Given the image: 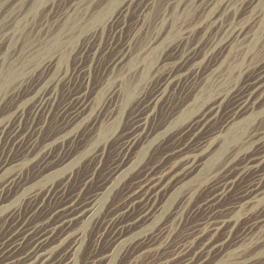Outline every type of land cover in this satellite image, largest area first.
Listing matches in <instances>:
<instances>
[{"label":"bare ground","instance_id":"obj_1","mask_svg":"<svg viewBox=\"0 0 264 264\" xmlns=\"http://www.w3.org/2000/svg\"><path fill=\"white\" fill-rule=\"evenodd\" d=\"M131 2L122 0L114 17L92 29L66 39L52 30L41 47L31 43L38 51L58 47L31 69L44 73V84L0 116V264H245L264 255L263 245L246 254L264 242V0H169L168 17L135 55L131 38L108 44L117 46L108 82L92 97L94 38L107 25L116 35ZM6 32L0 39L12 38ZM71 55H89L90 63L69 69ZM22 57L6 66L0 58V101L28 83ZM77 79L84 89L54 108L58 84ZM49 114L61 116V129L38 146ZM36 117L43 120L33 124ZM92 128L78 155L63 148L48 166L53 145L62 148ZM110 145L114 156L99 166ZM82 160L92 168L68 192ZM32 162L38 174L23 181ZM99 171L100 186L82 193Z\"/></svg>","mask_w":264,"mask_h":264},{"label":"rangeland","instance_id":"obj_2","mask_svg":"<svg viewBox=\"0 0 264 264\" xmlns=\"http://www.w3.org/2000/svg\"><path fill=\"white\" fill-rule=\"evenodd\" d=\"M121 1L122 0H79V1L78 0H40V1L39 0H0V32H1V30L7 31L6 33L8 34L9 37L12 35L11 39H8V40H5L3 38L0 39V58H1V61H2V63L4 62L3 65L6 66L7 63H9L14 58L23 56L22 60L23 59L25 60L26 68H25V71L22 72L21 76L25 75L24 78H26V77L29 78L28 83L24 84L22 87L19 88V94L17 96H15L14 98H10V99L7 96L3 97L4 99H2L0 101V104H1L0 105V116H7L9 114V111H11L12 108H14L19 102H21L23 99H25L24 97L27 96L26 94H28L30 92L32 93V91L35 89V86L37 83H40L41 85L44 84V80L41 79L42 76L44 75V73H40L38 70H35L36 72H34L32 75L31 69L37 65V63L40 59L42 60V59L48 57V55L50 56L53 53V50L58 46H56L57 44H53L54 42L52 41V44L54 46L50 47L51 50L48 49L49 50L48 51V50L44 49V51H38V49H37L38 46L41 47V45H38V43L40 41H42L48 34H50V32L52 30L56 31L58 33V35H60L59 37H62V39H63V37H64V39H66L67 35L68 36L71 35L70 33L72 32V30L73 31L75 30L74 34L76 35L83 29H88V28L92 29L94 26H97L98 23H99V25H101L100 21H104L105 18L110 16V14L112 15L111 17H114L116 15V13H117L116 7L121 3ZM34 3H36V4H34ZM167 3H168V5H167ZM76 4H77V6H76ZM34 5H36V6H34ZM33 6L35 7V9ZM9 8L11 11L9 10ZM170 9L171 8L169 6V0H132L131 5H130L127 13L125 14L124 23L121 26V30L119 32H117L116 35H113V26L111 28V27H109V25H107L105 30L103 31V33L102 34L99 33L94 38V46H92V49H93V47H96L95 45L99 44V47H98L99 51H96L97 53H95V55L93 57V63L91 65L92 68L90 71V81H89L88 87H87L88 90L86 89L88 91V93H90L92 95V97L94 95H95V97L99 96L100 95L99 94L100 88L103 87L108 82V76L109 75H107L108 70H106V68H107V65L109 64L111 59L114 57V55L117 51V46L113 47L112 49L106 48L108 46V44L113 42V41H116L118 45H121V43H124L125 41H127L128 39L131 38L133 40L131 41L130 52L133 55H135L137 53V51H140L141 47L145 44V42L148 39V37L150 36V34H152V31L156 32L157 25H160V21H161L162 17H163V19H166L168 17V15L170 13ZM100 10H101V12H100ZM162 11L163 12L165 11V12L163 13ZM9 12H10V14H9ZM18 12H21V13H18ZM13 13H14V15H12ZM27 13H29V14H27ZM76 15H77V17H76ZM67 16L69 19L67 18ZM7 17L8 18L10 17V19H8ZM25 17L28 19H26ZM103 17H105V18H103ZM29 19L31 21L32 20L33 21L31 22ZM80 19H81V21H80ZM163 19H162V21H163ZM14 22H16V23L19 22V23H17V24L15 23V25H14ZM143 22H144V24H143ZM32 23H33V25H32ZM74 23L76 25H74ZM141 24H142V26H141ZM23 25L27 26V28ZM139 27H141V29ZM31 28L34 29V30H32V32L29 31V29H31ZM18 29H19V31H18ZM68 30H70V32ZM64 32H65V34H64ZM82 32H84V31H82ZM82 32L79 35H82ZM67 33H69V34H67ZM33 38H34V40H33ZM31 43L33 45L36 44L35 47L37 46V48L35 49V47H34L33 49H31L33 47V45ZM10 44H11L12 48H11ZM80 45H81V43H80ZM20 46H21V48H20ZM48 46H49V44H48ZM29 48L33 52L30 53L29 51H31V50ZM8 51H10V52H8ZM19 51H21V53H19ZM41 52H43V53H41ZM47 52H49V53H47ZM91 52H93V50ZM41 56L44 58H42ZM39 57H41V58H39ZM146 58H151V55H150V57H149V55H147ZM79 59L80 58H78V56L75 57V55L74 56L71 55L69 57V60H68V63H69L68 66H70L69 69H71V67L74 66L75 64H79L80 66H86L87 64L90 63L89 55L88 56L84 55V57H82L80 60ZM29 62H30V64H29ZM62 66L65 67L64 62L62 63ZM114 70L115 71H113V74L115 76H117V74H119V71H118L119 67H115ZM30 75H31V77H30ZM14 85H16V84L14 83ZM85 85L86 84L83 81L82 82L79 81V79H77L75 81V83H72V84L70 83L68 85H64L63 83L58 84V87H57L58 94L56 96L57 97L56 101L53 105L54 108L58 107V105H57L58 103L60 105L63 102H65L67 97H69L71 94L84 89ZM41 120H43L42 117H36L33 120V124L37 123ZM61 122H63V120L61 119L60 115H58V116L53 115L52 116V114H49L46 117L44 124H43V127H42V129L38 135L37 145L38 146L43 145L45 140H47L49 137H52L53 135L57 134L59 132V129H61L59 127L62 126ZM262 125H264V122ZM120 128L121 129L127 128V123H125V125H122ZM93 130H94L93 128L91 130H87L84 134H82L78 138L74 139L73 141H69V142L64 143L62 148H59L57 145H53L51 147V150H50L51 152L48 155V156H51L53 158L48 161V163H49L48 166L55 165L59 161L58 159H59L60 154L62 155L63 151L66 149H69L70 153L69 152L68 153L70 155H71V153H73L72 154L73 156L78 155L80 153V151L82 150V148L85 146V140L87 139V137L90 138L93 136L92 135L93 133H91V132H93ZM54 146H55V148H54ZM63 148H64V150H63ZM58 151H59V154L57 155V157H54ZM161 151L162 150L157 151L155 153V156L152 159H150V161H153ZM21 152H22V150H20L17 155L20 156ZM114 154H115V147H114V145H110L107 148V151L104 155V158L102 159V161H100L101 164H99V166L104 165V167H105L106 164H108V162L112 158V156H114ZM3 155H6L5 151L2 152L1 156L3 157ZM11 156H12V152H10L8 154V158H10ZM83 160L79 164L80 166L78 167V170L72 176V179L68 185V189H67L68 192L75 191V189L81 183V180L84 177V175L87 174L90 171V169L92 168V164H93L92 161L84 162ZM38 169H39V167L35 164V162H32V163H29L28 165H25L23 167V170H22L23 181H29L32 178H34L35 176H37L35 174H38ZM102 173H103V171L95 172L93 181L91 183H89L88 186L85 185V187L86 186L87 187L86 188L84 187L81 192L83 193V192L92 191V189L95 190L97 187H99L100 186L99 183L105 174V173H103V174ZM112 197L113 196L109 197L110 199L107 200L108 202H106V204H108L112 201H115V200H117V198H119V196H117V194H116V196L113 197V199H112ZM228 200L229 199H226L222 203V205H225V203H227ZM53 203L50 202L48 206L50 207V206H54V205L58 204V202H53ZM26 211H27V207L22 211L20 218H22V216L24 217V215L26 214ZM45 213L46 212L40 213L38 216H36L35 220L44 217ZM97 229L98 228L96 226L90 227V232H88V238H87L88 240L86 239V243L84 245V248L86 245H87V247L84 250L83 254L81 253L82 255H79L81 263L84 262L85 260H87V257L89 256L88 253L91 249L92 239H93L92 235L96 232ZM91 232H92V235L89 236V234H91ZM1 237H2V232H0V238ZM259 245L264 246V242L258 244L256 247L248 250L246 254L254 256L259 251L258 250V248H260ZM23 246L20 247L19 249L23 250L26 248L27 245L24 244ZM107 247H108V245L106 243L103 245L99 244L97 247V250L100 252L101 250L103 251V249L104 250L107 249ZM245 264H264V255L263 254L257 255L251 262H248Z\"/></svg>","mask_w":264,"mask_h":264}]
</instances>
